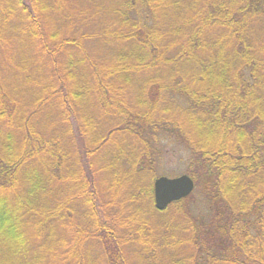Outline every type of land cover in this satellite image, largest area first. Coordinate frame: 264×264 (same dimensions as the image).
Returning a JSON list of instances; mask_svg holds the SVG:
<instances>
[{
  "label": "trees",
  "instance_id": "obj_1",
  "mask_svg": "<svg viewBox=\"0 0 264 264\" xmlns=\"http://www.w3.org/2000/svg\"><path fill=\"white\" fill-rule=\"evenodd\" d=\"M0 264H264V0H0Z\"/></svg>",
  "mask_w": 264,
  "mask_h": 264
},
{
  "label": "water",
  "instance_id": "obj_2",
  "mask_svg": "<svg viewBox=\"0 0 264 264\" xmlns=\"http://www.w3.org/2000/svg\"><path fill=\"white\" fill-rule=\"evenodd\" d=\"M196 188L195 181L189 175L178 177L161 176L154 182L155 207L166 210L171 204L191 196Z\"/></svg>",
  "mask_w": 264,
  "mask_h": 264
},
{
  "label": "rangeland",
  "instance_id": "obj_3",
  "mask_svg": "<svg viewBox=\"0 0 264 264\" xmlns=\"http://www.w3.org/2000/svg\"><path fill=\"white\" fill-rule=\"evenodd\" d=\"M176 164H178V163L175 162V161H173V162L170 164V171H171V172H174V171L179 172V171H181V172H182L181 175H184L183 172L185 171V169L182 168V166H181V168L176 167ZM176 169H178V170H176ZM168 177L173 178V177H175V176H174V175H168ZM171 205H172V204H171Z\"/></svg>",
  "mask_w": 264,
  "mask_h": 264
}]
</instances>
